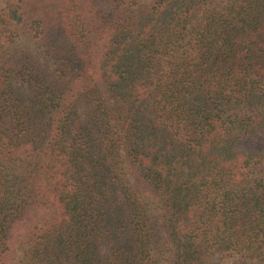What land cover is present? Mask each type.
Wrapping results in <instances>:
<instances>
[{
	"label": "trees",
	"instance_id": "16d2710c",
	"mask_svg": "<svg viewBox=\"0 0 264 264\" xmlns=\"http://www.w3.org/2000/svg\"><path fill=\"white\" fill-rule=\"evenodd\" d=\"M0 264H264V0H0Z\"/></svg>",
	"mask_w": 264,
	"mask_h": 264
}]
</instances>
